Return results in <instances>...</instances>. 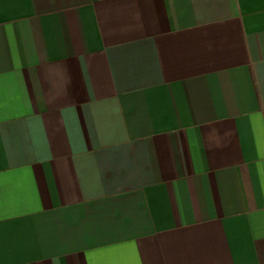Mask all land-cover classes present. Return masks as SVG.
<instances>
[{"label":"crops","instance_id":"1","mask_svg":"<svg viewBox=\"0 0 264 264\" xmlns=\"http://www.w3.org/2000/svg\"><path fill=\"white\" fill-rule=\"evenodd\" d=\"M0 264H264V0H0Z\"/></svg>","mask_w":264,"mask_h":264}]
</instances>
